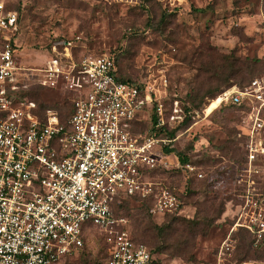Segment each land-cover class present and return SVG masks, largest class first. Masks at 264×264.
I'll return each mask as SVG.
<instances>
[{
    "label": "built area",
    "instance_id": "built-area-1",
    "mask_svg": "<svg viewBox=\"0 0 264 264\" xmlns=\"http://www.w3.org/2000/svg\"><path fill=\"white\" fill-rule=\"evenodd\" d=\"M19 34V12L0 0V264H66L94 231L107 247L104 264H157L114 208L123 200H145L155 218L181 214L178 192L155 181V171L172 166L204 177L191 161L183 165L176 153H164L180 137L165 136L163 105L152 116L153 97L120 76L114 56L76 58L79 38L55 42L41 66L24 64ZM36 88L69 94L73 111L66 124L55 109L40 116L30 99ZM219 100L220 107L243 114L247 150L231 233L247 231L253 248L261 250L264 192L256 177L264 166V76L245 88L233 86ZM142 122L148 125L144 132ZM235 250L229 236L214 264H255L234 260Z\"/></svg>",
    "mask_w": 264,
    "mask_h": 264
},
{
    "label": "rangeland",
    "instance_id": "rangeland-1",
    "mask_svg": "<svg viewBox=\"0 0 264 264\" xmlns=\"http://www.w3.org/2000/svg\"><path fill=\"white\" fill-rule=\"evenodd\" d=\"M8 2L21 14L19 54L24 64L41 66L49 60L55 42L79 38L73 51L76 58L114 56L120 76L140 84L153 97L152 116L163 105L166 129L180 137L172 146L190 154L204 176L198 179L172 166L155 171L154 180L181 197L184 206L179 217L214 219L210 199L215 197L218 205L224 202L222 217L206 234L196 237L184 232L187 226L181 220L158 233L154 226L169 224L171 218L149 216L142 203H151L145 200L123 202L119 217L127 220V229L138 242L153 250L158 264H214L229 236L235 241L234 260L247 255L246 260L264 264V252L255 251L249 234L241 230L231 233L241 203L238 179L246 163L243 114L234 107H220V101L213 110L205 111L208 101L224 91L264 76V0ZM230 64L238 68H230ZM233 70L239 74L231 78L240 85L216 81L217 75ZM215 87L220 91L210 93ZM35 90L40 92V104L67 113L68 93ZM173 115L181 119L172 121ZM140 125L147 130V123ZM259 171L256 180L264 192V166ZM104 245L100 232L91 233L79 264L103 263Z\"/></svg>",
    "mask_w": 264,
    "mask_h": 264
},
{
    "label": "trees",
    "instance_id": "trees-1",
    "mask_svg": "<svg viewBox=\"0 0 264 264\" xmlns=\"http://www.w3.org/2000/svg\"><path fill=\"white\" fill-rule=\"evenodd\" d=\"M7 1V3H8V6L9 7H11V8H13V9H15L9 2H8V0H6ZM18 12H19V10H17ZM19 14H20V12H19ZM21 30H22V18H21V14H20V33H21ZM19 38H20V34H19V36H18V45L20 46V48H21V45H20V43H19ZM115 64H116V67H117V70H118V73H119V68H118V62H117V59L115 58ZM230 68H233V69H235V68H238V67H236V64H230ZM239 74V72L238 71H235V70H233L232 71V73H230V74H227L226 75V73H224V74H219V75H217L216 76V81H218V82H221L223 85H231V84H236L234 81H233V79L231 78V77H233V76H236V75H238ZM229 75V76H228ZM256 77H252V79L247 83V84H245V85H240V84H236V85H240V87L241 88H245V87H247L248 85H250V83L252 82V80L253 79H255ZM124 79V78H123ZM125 81H127V82H129V83H136L135 81H132V80H130V79H124ZM233 81V82H232ZM219 92L220 91V87H215L212 91H210V93H214V92ZM217 92V93H218ZM39 96H40V92L39 91H36V90H34V91H32L31 93H30V99H32V100H34L36 103H37V105H38V107H39V114H40V116L43 118V114H44V112L45 111H47V110H50V109H52L51 107H48L46 104H40L39 103ZM220 100H219V98L218 97H216L215 99H213V100H209L208 101V103H207V106H206V108H205V111L206 112H209V111H211V110H213L215 107H216V105H217V103L219 102ZM65 107V106H64ZM226 107H233V106H226ZM63 108V107H62ZM235 108V107H234ZM72 111H73V108H72V104H71V102H70V105H69V108H68V111H67V113H65V112H62V111H59V114H60V118H61V121H62V123H67V121H68V119H69V117L71 116V113H72ZM154 119L156 120V118L154 117ZM143 123V122H142ZM141 124V123H140ZM139 124V125H140ZM187 124H189V120L187 121V123H186V125ZM166 129V128H165ZM139 130L141 131V132H144L143 131V127L140 125V127H139ZM165 133V136L166 137H168L169 139H174L175 138V136H176V132L175 131H168L167 129H166V131L164 132ZM243 150H244V159H245V162H246V160H247V150L245 149V142H244V146H243ZM163 151H164V153L165 154H173V153H176L178 156H179V158H180V160H181V162H182V164L183 165H185L187 162H190L191 160H190V154H184V153H182V152H180V151H178L176 148H174L173 146H172V144H170V145H168V146H166V147H164V149H163ZM211 200V204H210V210L211 211H213L212 213L213 214H215V218L214 219H210V218H203V219H201L200 221H195V220H185V219H183V218H181V217H179L177 214L175 215V216H172V215H166L165 216V218H167V217H169V218H171L170 219V221H169V224H164V226H154V228L157 230V232L159 233V232H164V230H166V229H170V227H171V224L172 223H174V222H179L180 220L181 221H184L185 222V225L187 226V229H186V231H184L185 233H189L190 235H192L193 237H196V236H198V235H204V234H206V232L210 229V228H212L213 227V225L217 222V220L218 219H220L221 217H222V215L224 214V212H225V204H224V202H222V203H219V205H218V203H217V199L215 198V197H213V198H211L210 199ZM125 201H129V200H123V201H121L120 203H117L116 205H115V208H114V210H115V214H116V216H118L119 217V213H118V210L121 208V207H123V202H125ZM184 206V203L182 202V206H181V208ZM142 207H144L145 208V211H146V213L149 215V216H151V217H153L151 214H150V209H151V205L149 204V205H147L146 203H142ZM165 218H164V220H165ZM241 231H243V232H245V233H247V234H249L247 231H245V230H241ZM97 232V231H96ZM93 233V232H92ZM132 236V235H131ZM250 236V235H249ZM251 238V237H250ZM132 239L135 241V242H137V243H141V242H138L133 236H132ZM242 239H244L245 240V238L243 237ZM86 241V240H85ZM85 244H86V242H85ZM146 245V244H145ZM251 245H252V241H251ZM105 246V245H104ZM253 247V246H252ZM105 248H107L106 246H105ZM84 249H85V246H84V248H83V250L81 251V253L78 255V257H76V258H74V259H72V260H70V261H68L66 264H79V262H80V260H82L83 259V257L85 256V253H84ZM261 250H263V251H261V252H264V249H261ZM152 251V253L154 254V252H153V250H151ZM255 251H257V252H260L259 250H257V249H255ZM155 255V254H154ZM156 256V255H155ZM106 259H107V249H106ZM106 259H105V261H106ZM247 259V255H245V256H243V257H241L239 260H236L237 262H242V261H244V260H246ZM83 261V260H82ZM105 261L103 262V263H101V264H104L105 263ZM157 264H158V262H157Z\"/></svg>",
    "mask_w": 264,
    "mask_h": 264
}]
</instances>
